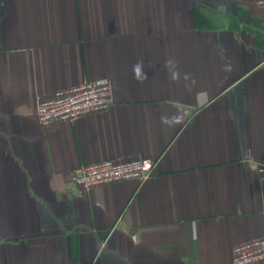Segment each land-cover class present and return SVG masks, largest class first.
<instances>
[{
    "label": "crops",
    "instance_id": "0c3cea01",
    "mask_svg": "<svg viewBox=\"0 0 264 264\" xmlns=\"http://www.w3.org/2000/svg\"><path fill=\"white\" fill-rule=\"evenodd\" d=\"M256 1L0 0V264H233L264 237ZM102 78L107 109L38 120L40 99ZM139 157L157 161L143 182H71Z\"/></svg>",
    "mask_w": 264,
    "mask_h": 264
},
{
    "label": "built area",
    "instance_id": "2783aa9c",
    "mask_svg": "<svg viewBox=\"0 0 264 264\" xmlns=\"http://www.w3.org/2000/svg\"><path fill=\"white\" fill-rule=\"evenodd\" d=\"M256 5L264 13V0ZM112 102V84L108 78L88 80L69 88L56 90L52 96L40 99L35 114L42 124L56 121H72L84 114L107 109ZM157 161L151 157H139L126 161L106 159L79 166L71 172V182L89 190L96 185L128 179L141 182L150 178ZM256 170L264 179V161L256 164ZM264 264V237L237 244L233 252V264Z\"/></svg>",
    "mask_w": 264,
    "mask_h": 264
},
{
    "label": "clouds",
    "instance_id": "9594fccd",
    "mask_svg": "<svg viewBox=\"0 0 264 264\" xmlns=\"http://www.w3.org/2000/svg\"><path fill=\"white\" fill-rule=\"evenodd\" d=\"M173 64H174V61H172L171 59L166 61V66H171ZM133 67H134L135 78L138 81L143 82V80L147 79V77L145 75L144 68H143V61L142 60L138 61ZM171 76H172V79L175 80L178 77V73L173 71L171 73ZM175 122L179 123L180 119L177 118L175 120ZM163 123L168 124V123H171V121H169L167 118H163Z\"/></svg>",
    "mask_w": 264,
    "mask_h": 264
}]
</instances>
